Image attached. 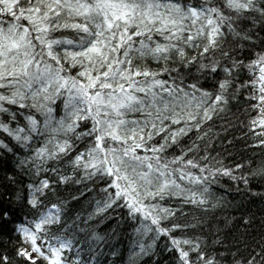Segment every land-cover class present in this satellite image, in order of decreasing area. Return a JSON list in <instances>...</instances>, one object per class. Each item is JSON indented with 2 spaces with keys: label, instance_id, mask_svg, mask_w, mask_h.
Segmentation results:
<instances>
[{
  "label": "snow or ice",
  "instance_id": "1",
  "mask_svg": "<svg viewBox=\"0 0 264 264\" xmlns=\"http://www.w3.org/2000/svg\"><path fill=\"white\" fill-rule=\"evenodd\" d=\"M0 264H264V0H0Z\"/></svg>",
  "mask_w": 264,
  "mask_h": 264
},
{
  "label": "trees",
  "instance_id": "2",
  "mask_svg": "<svg viewBox=\"0 0 264 264\" xmlns=\"http://www.w3.org/2000/svg\"><path fill=\"white\" fill-rule=\"evenodd\" d=\"M230 152L233 151V149H229ZM235 151L236 152H241V151H244V148H243V143L242 142H238L235 144ZM260 151V149L258 148H251L249 150H247V155L248 156H251L254 152H258ZM230 184V181L227 177H222L220 178V184H219V187L220 188H224L225 186L229 185Z\"/></svg>",
  "mask_w": 264,
  "mask_h": 264
}]
</instances>
